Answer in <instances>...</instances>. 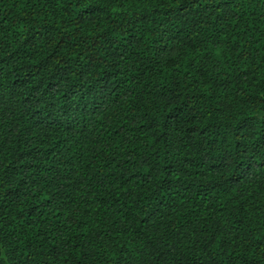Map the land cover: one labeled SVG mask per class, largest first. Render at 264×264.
<instances>
[{
    "label": "trees",
    "instance_id": "16d2710c",
    "mask_svg": "<svg viewBox=\"0 0 264 264\" xmlns=\"http://www.w3.org/2000/svg\"><path fill=\"white\" fill-rule=\"evenodd\" d=\"M0 264H264V0H0Z\"/></svg>",
    "mask_w": 264,
    "mask_h": 264
}]
</instances>
